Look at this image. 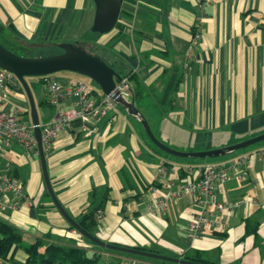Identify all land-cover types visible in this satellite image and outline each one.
I'll return each mask as SVG.
<instances>
[{"label":"crops","instance_id":"crops-1","mask_svg":"<svg viewBox=\"0 0 264 264\" xmlns=\"http://www.w3.org/2000/svg\"><path fill=\"white\" fill-rule=\"evenodd\" d=\"M94 15V0H0V41L20 51L72 42L129 71L135 77L131 86L144 93L135 105L155 136L175 149H213L264 132V0H206L202 7L194 0H124L116 24L105 33L91 30ZM196 32L200 38L191 47ZM53 75L63 85L81 80L65 71ZM29 84L39 121L72 101L50 105L43 79L34 76ZM7 96V105L30 111L18 81ZM87 125L94 128L90 134L79 119L72 120L45 155L51 187L73 220L99 206L94 235L105 242L173 257L198 254L213 264H264V141L216 160H181L155 149L118 104ZM243 154L247 165L230 170L229 179L214 189L215 200L235 206L218 215L221 227L205 226L190 236V215L200 205L191 195L173 192L196 180L203 163ZM161 164L165 170L159 173ZM5 168L21 185L23 199L13 209V193H0V220L19 230L22 244L43 237L74 242L102 263H151L145 256L100 249L79 234L49 196L39 153L26 154L12 143L0 154V170ZM160 199L166 200L165 210L154 207ZM25 257L17 247L3 263L21 264Z\"/></svg>","mask_w":264,"mask_h":264},{"label":"built area","instance_id":"built-area-1","mask_svg":"<svg viewBox=\"0 0 264 264\" xmlns=\"http://www.w3.org/2000/svg\"><path fill=\"white\" fill-rule=\"evenodd\" d=\"M200 7L206 0H194ZM203 17L199 16L198 22ZM200 38V33L196 32L191 40V47H194ZM38 77V76H36ZM46 92V99L50 105L57 106L66 98L71 97L72 101L68 107H61L45 120L39 121L41 132V142L44 154H49V146L59 133L70 127L71 121L79 119L82 122L81 130L90 134L94 128H88L87 123L94 122L114 110L117 103L103 92L100 96L89 88L82 80H71L63 85L53 74L40 76ZM17 81L13 73L0 67V154L9 149L12 143H18L26 154H38L37 141L35 137V125L30 121L26 123L22 115L25 113L23 107L17 104L7 105V89L9 85ZM116 89L123 98L130 100L132 97L131 84L128 76L121 77L116 83ZM47 153V154H46ZM264 155V149L261 150ZM249 162L248 155L243 154L232 159L221 162H205L200 166V176L190 182L182 183L173 192L174 196L191 195L199 203L200 208L191 212L188 222V233L190 236H197L205 226H218V215L230 211L235 202H218L214 198V189L217 183L229 179L230 170L245 166ZM165 164L158 166L157 171L162 173ZM8 168L0 170V193L10 190L13 195V202L9 203L10 208L16 209L21 205L23 194L21 185L8 173ZM169 182L166 186H170ZM153 205H150L152 208ZM154 207L165 210L167 203L165 199L158 200ZM99 214V213H98ZM100 215V214H99Z\"/></svg>","mask_w":264,"mask_h":264},{"label":"water","instance_id":"water-1","mask_svg":"<svg viewBox=\"0 0 264 264\" xmlns=\"http://www.w3.org/2000/svg\"><path fill=\"white\" fill-rule=\"evenodd\" d=\"M123 1L124 0H94L95 15L91 30L98 33H105L110 31L117 22ZM58 45L62 51L57 54L32 57L19 55L7 49L0 42V67L13 73L27 97L30 108L31 121L35 125L34 132L37 141V148L45 186L50 198L52 199L57 209L66 218L69 224L75 228V230H77L85 238L98 246L177 264H208L190 261L182 257L166 256L132 246L105 242L98 236L82 228L75 220H73L68 215V213L59 203L48 178L45 154L41 142V132L38 126V113L32 95L31 87L26 78L30 76L54 74L60 71H72L89 77L100 87L101 91L105 95H109L119 106L123 108V110L130 117L134 118L140 123L146 136L153 145H155L159 150L175 157L212 158L225 156L236 150L244 149L251 145L264 141V132L242 141L213 149L185 151L170 147L155 136V134L151 130V127L149 126L146 117L135 105L133 97H131L130 100H127L123 98L120 92L116 89V83L120 81L121 76L115 69L109 66L99 56L90 54L80 48H77L72 42H61Z\"/></svg>","mask_w":264,"mask_h":264},{"label":"trees","instance_id":"trees-1","mask_svg":"<svg viewBox=\"0 0 264 264\" xmlns=\"http://www.w3.org/2000/svg\"><path fill=\"white\" fill-rule=\"evenodd\" d=\"M75 46L77 48H80L76 44ZM11 51L19 55H23L22 53H20V49L18 50L13 49ZM106 63L109 66H111L113 69H115L120 74L121 77L128 76L129 80L130 79L135 80L134 75H132L129 71L120 70L113 63H108V62ZM131 91H132L133 99L137 102L144 94L142 89L136 84L134 86H131ZM153 147L157 149L159 152H161L163 155L170 156L169 154L159 150L155 145H153ZM98 208L99 206H95L93 208L85 210L82 213L80 219L77 221V223L82 228H84L88 232H91L92 234H94L97 226L96 211L98 210ZM21 242L22 239L19 230L12 224L0 220V264H4L3 261L5 260L10 261L12 259V253L14 249L17 247H21L26 254V257L21 264H121L119 261H109L102 263L96 253L94 254L90 253L87 250V248L79 246L74 242H71L69 244L47 242L43 237H38L34 242L27 245H24ZM135 248L158 253L157 250H153V249H146L136 246ZM107 250H111V249H107ZM146 258H148L151 261L150 264H162L166 262L164 260L153 259L149 257ZM182 258L190 261L213 264L206 260H203L198 254L196 255L185 254L182 256ZM11 264H18V263H11Z\"/></svg>","mask_w":264,"mask_h":264},{"label":"rangeland","instance_id":"rangeland-1","mask_svg":"<svg viewBox=\"0 0 264 264\" xmlns=\"http://www.w3.org/2000/svg\"><path fill=\"white\" fill-rule=\"evenodd\" d=\"M3 43H5V42L3 41ZM5 46H6V48L9 47L7 44H5ZM61 51L62 50L59 47H52V48L46 49V50H21L20 53H22L24 56H32V57H34V56H46V55L57 54V53H59ZM65 72H67L68 74H71L73 76H76V77L80 78L89 88H91L92 90H94L98 96H100L102 94V91H101L100 87L92 79H90L89 77L84 76V75H81V74L76 73V72H72V71H65ZM33 77L34 76L27 77L26 78L27 82L30 83L33 80ZM38 110H39V115H41V110L40 109H38ZM22 118H23V120L26 123H29L31 121L30 111L28 109L22 115ZM256 144H258V143H256ZM251 146H253V145H251ZM241 150H243V149L236 150L234 152L241 151ZM222 157H224V156H218V157H212V158H209V157L208 158H192V159H194V160H209V161H211V160H216V159L222 158ZM176 158H179L181 160H189V159H191V158H180V157H176ZM100 249H105V248L100 247ZM109 251L110 252H114V251H111V250H109ZM121 254L124 255L125 253H121Z\"/></svg>","mask_w":264,"mask_h":264}]
</instances>
